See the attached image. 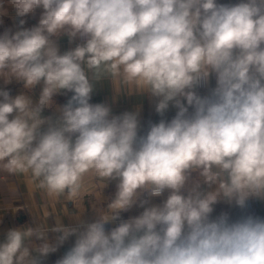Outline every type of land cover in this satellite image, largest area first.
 Segmentation results:
<instances>
[{
  "label": "clouds",
  "instance_id": "1",
  "mask_svg": "<svg viewBox=\"0 0 264 264\" xmlns=\"http://www.w3.org/2000/svg\"><path fill=\"white\" fill-rule=\"evenodd\" d=\"M38 7V25L0 34V78L42 82L36 102L0 89V167L73 203L88 173L116 191L92 222L9 230L0 264H42L72 235L56 264H264V218L212 215L264 199V0H0V17ZM61 36L81 42L61 54ZM105 77L153 97L159 122L142 134L139 105L90 103ZM62 91L73 95L58 106Z\"/></svg>",
  "mask_w": 264,
  "mask_h": 264
},
{
  "label": "crops",
  "instance_id": "2",
  "mask_svg": "<svg viewBox=\"0 0 264 264\" xmlns=\"http://www.w3.org/2000/svg\"><path fill=\"white\" fill-rule=\"evenodd\" d=\"M218 3H237L239 0H217ZM42 8H37L34 13L25 17H17L15 9H9L8 15L0 17V34L10 29L12 32L17 31L21 26L19 21L23 19L25 24L23 28H32L38 25ZM60 53L73 48L80 43V39L70 41L67 36H61L57 39ZM215 87V78H211L207 86H201L197 89L201 95L208 94L210 88ZM0 89L8 90L12 97L19 94H28L34 102L39 98L42 82L28 92L23 82L12 80L5 83L0 78ZM71 92L62 91L54 97L55 104L58 106L65 105L66 99ZM2 99V98H0ZM90 103H108L112 107L113 114H121L126 111H134L139 105L141 133L147 131L149 123H158L162 118L155 111V99L150 96H143L136 90L123 88L114 82L110 77L103 78L95 87ZM191 111V109H190ZM176 114L174 107H169L165 113L164 119L170 120ZM45 117L54 116L55 108H46L43 112ZM11 118V117H10ZM104 181L96 177L94 173H88L84 176L80 197L73 203L68 201L66 195L59 198H50L46 191L39 187V181L35 180L30 173H9L0 167V243L4 242L9 230L29 225L35 227L37 223H43L46 226H55L57 216L65 226L76 227L79 221L92 222L96 218L95 208H101L114 196L117 181H110L104 187ZM166 191L161 197L152 198L153 204H161L167 197ZM249 207H255L258 211L264 212V199L251 198L244 209L239 208L234 203L229 204L220 201L214 206L213 217L228 213L232 219L239 218L242 211ZM142 208L134 206L127 212L121 213L122 219H128L131 216L139 215ZM114 223L107 225V228L114 227ZM56 233L49 232L48 238L51 240ZM76 236H70L62 245L57 247L55 252L49 253L42 261V264H56V261L74 245ZM39 243V241H36Z\"/></svg>",
  "mask_w": 264,
  "mask_h": 264
},
{
  "label": "built area",
  "instance_id": "3",
  "mask_svg": "<svg viewBox=\"0 0 264 264\" xmlns=\"http://www.w3.org/2000/svg\"><path fill=\"white\" fill-rule=\"evenodd\" d=\"M246 214H253V215H256V216H259V217H262L264 218V212H260L258 211L255 207H249L248 209L242 211V213L240 214V216L242 215H246ZM239 216V217H240ZM119 221H116L113 225L114 227L116 226V224H118Z\"/></svg>",
  "mask_w": 264,
  "mask_h": 264
},
{
  "label": "water",
  "instance_id": "4",
  "mask_svg": "<svg viewBox=\"0 0 264 264\" xmlns=\"http://www.w3.org/2000/svg\"><path fill=\"white\" fill-rule=\"evenodd\" d=\"M72 95H73V93H70L69 97L65 101V104H67V102L69 101V99L71 98Z\"/></svg>",
  "mask_w": 264,
  "mask_h": 264
}]
</instances>
